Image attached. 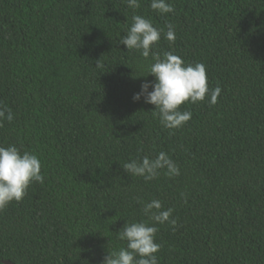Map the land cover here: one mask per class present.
<instances>
[{"label": "trees", "instance_id": "16d2710c", "mask_svg": "<svg viewBox=\"0 0 264 264\" xmlns=\"http://www.w3.org/2000/svg\"><path fill=\"white\" fill-rule=\"evenodd\" d=\"M168 2L0 0V108L14 117L0 146L35 153L45 177L0 212V264H102L126 247L124 223L152 224L137 200L173 209L175 227L156 225L159 264H264V0ZM133 15L163 30L152 51L203 63L221 88L215 105L182 104L179 129L132 99L155 79L151 54L119 43ZM160 151L179 176L123 169Z\"/></svg>", "mask_w": 264, "mask_h": 264}, {"label": "clouds", "instance_id": "9594fccd", "mask_svg": "<svg viewBox=\"0 0 264 264\" xmlns=\"http://www.w3.org/2000/svg\"><path fill=\"white\" fill-rule=\"evenodd\" d=\"M127 5L137 9L140 0H127ZM150 7L159 14L175 11L168 0H151ZM132 21L119 43L126 46L127 50L139 51L145 59L151 54L154 63L149 65L147 75L155 78L140 85V91L133 94V101L143 98L144 103L154 105L153 115L158 116L161 125L169 130L179 129L191 119V111L180 110L182 104L202 102L206 97L210 105L217 103L221 88H209L203 63H186L171 52H165L161 58L152 49L161 39L163 30L154 27L149 19L141 15H133ZM165 38L170 43L175 42V28L171 23L167 24ZM96 66L103 68L99 60ZM13 118L10 109L0 108V122H11ZM41 168V161L35 153L21 152L15 145L0 146V212L13 201L21 202L31 183H44ZM123 169L145 181L157 178L161 171L169 178L180 175L178 165L164 151L157 153L154 159L147 156L140 160L133 159L125 163ZM137 202L142 203V212L152 224L145 221L124 223L117 235L120 241H126V247L108 251L102 264H159L157 253L161 245L155 242L158 231L156 225L170 223L175 227L176 220L171 219L173 209H164L159 200Z\"/></svg>", "mask_w": 264, "mask_h": 264}, {"label": "water", "instance_id": "95a60500", "mask_svg": "<svg viewBox=\"0 0 264 264\" xmlns=\"http://www.w3.org/2000/svg\"><path fill=\"white\" fill-rule=\"evenodd\" d=\"M4 264H9L8 262H4Z\"/></svg>", "mask_w": 264, "mask_h": 264}]
</instances>
